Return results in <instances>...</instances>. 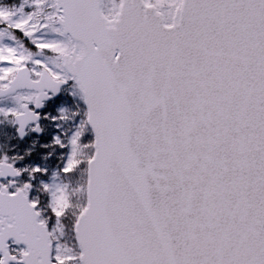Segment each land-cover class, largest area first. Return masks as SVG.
I'll return each mask as SVG.
<instances>
[{"label": "snow or ice", "instance_id": "obj_1", "mask_svg": "<svg viewBox=\"0 0 264 264\" xmlns=\"http://www.w3.org/2000/svg\"><path fill=\"white\" fill-rule=\"evenodd\" d=\"M5 37L16 137L43 132L37 109L69 80L87 109L53 173L84 182L41 181L46 205L32 147L0 145V264H264V0H24L0 6Z\"/></svg>", "mask_w": 264, "mask_h": 264}, {"label": "rangeland", "instance_id": "obj_2", "mask_svg": "<svg viewBox=\"0 0 264 264\" xmlns=\"http://www.w3.org/2000/svg\"><path fill=\"white\" fill-rule=\"evenodd\" d=\"M24 3V0H16L14 1L13 5H16L18 7H20L21 4ZM0 6H3L2 3L0 4ZM18 7L16 8V10L18 9ZM24 11H31V7L28 4L24 5ZM19 15V14H18ZM37 36L43 38V39H61L62 37H59L57 34L52 33L50 30H45L42 31L40 33L37 34ZM0 43L2 44H8V45H16L17 47H19V44H16L15 42H13L11 39L5 37L3 38V40H0ZM20 51H26L25 49L20 48ZM35 51V50H34ZM48 55L51 56V59L54 61L55 57L52 56L51 53H48L47 50L45 51V53H40L37 52L35 54V57L38 59H42L45 60L48 64H49V58ZM4 104H8L9 106H11V101L9 99L1 101L0 102V106H3ZM71 136V134L69 135V137ZM85 139L83 140V142H89V136H84ZM67 141V140H66ZM67 144V143H66ZM10 146V145H9ZM53 146V145H52ZM67 151L65 154V158L63 159L62 165L64 166L65 162L67 161L70 152H71V145L67 144ZM52 148H55L54 146ZM64 151V149L62 150H58V158L57 161H59L60 159V154H62ZM51 154H52V158L51 160H53L55 158L56 152L55 150H51ZM54 154V155H53ZM60 164V162H59ZM44 167H46L48 169V171L44 174H40L37 176V178L33 181V197H39L41 199V203L42 205H46V202L48 200V194L44 193L43 191H41V187H40V183L41 181H43L44 183H62V182H68L71 184L72 187H75L78 183H83L84 182V175L81 172L80 174L76 173L73 174L72 178H66L64 181L61 180L60 175L59 176H54L53 173L54 172H58L57 168L55 166H51L49 168V165L46 163L44 165ZM84 200V194L83 193H75L72 197V203L73 205H78L80 203H82ZM74 210V209H73Z\"/></svg>", "mask_w": 264, "mask_h": 264}, {"label": "flooded vegetation", "instance_id": "obj_3", "mask_svg": "<svg viewBox=\"0 0 264 264\" xmlns=\"http://www.w3.org/2000/svg\"><path fill=\"white\" fill-rule=\"evenodd\" d=\"M11 8H13V7H11ZM67 102H69V103H67ZM78 108H79V106H78L76 100H74L71 97L70 91L67 88L62 89V87H61L59 92H57L54 95H51L48 99L45 100L43 106L40 109H37V111L41 112V115H42L41 127L43 128V132L36 133V134H28L23 139V143H24L25 147H32V149H33V153L31 156L34 155L35 149H36V151L42 150L39 148V145H40L39 141L44 142L45 140H47L49 138L50 126L55 125V127H56L57 124L60 125V122L58 120L53 121L51 119H44L43 114L48 113L49 116H58L60 114L59 113L60 109H65L66 111L71 110L72 113H77ZM75 118H77V114L73 115L71 119H75ZM0 127L3 128L7 134L11 135L13 139L16 138V141H19L18 137H16L15 125L13 123H11L8 120L0 121ZM54 131L60 132L61 127L57 130L55 129ZM1 138H3V137H1ZM32 140L35 141V145H33ZM22 146H23L22 144H19V145H17V148H20Z\"/></svg>", "mask_w": 264, "mask_h": 264}, {"label": "clouds", "instance_id": "obj_4", "mask_svg": "<svg viewBox=\"0 0 264 264\" xmlns=\"http://www.w3.org/2000/svg\"><path fill=\"white\" fill-rule=\"evenodd\" d=\"M59 115H60V114H59ZM59 115H58V117H59ZM66 115H67L68 119H58V121L64 122V121H66V120L71 119L72 116H73V113H72L71 110H67V111H66Z\"/></svg>", "mask_w": 264, "mask_h": 264}, {"label": "water", "instance_id": "obj_5", "mask_svg": "<svg viewBox=\"0 0 264 264\" xmlns=\"http://www.w3.org/2000/svg\"><path fill=\"white\" fill-rule=\"evenodd\" d=\"M84 103H85V102H84ZM85 107H86V109H87V105H86V103H85ZM88 127H89V129H90V131H91V133H92V137H93V139H94V130L91 128L90 125H89ZM10 240H11V238H10ZM20 245H23V244L21 243Z\"/></svg>", "mask_w": 264, "mask_h": 264}]
</instances>
